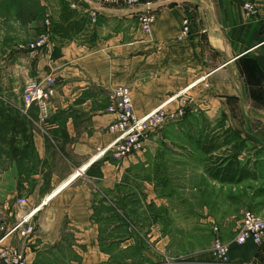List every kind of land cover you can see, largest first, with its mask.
<instances>
[{"label": "crops", "instance_id": "crops-1", "mask_svg": "<svg viewBox=\"0 0 264 264\" xmlns=\"http://www.w3.org/2000/svg\"><path fill=\"white\" fill-rule=\"evenodd\" d=\"M19 1L25 3L9 5ZM62 1L73 12L64 23ZM35 2L44 10L45 23L28 20L27 37L22 28L8 46L0 45V99L20 109L34 146V162L23 159L30 171L22 172L21 157L5 144L13 157L0 173V203L7 226L38 209L36 233L25 246L29 264L172 263L169 237L147 212L153 203L168 207L166 198L154 195L147 177L159 151L158 137L149 136L144 150L125 160L100 155L115 138L109 133L115 121L108 112L109 94L119 86L130 88L138 118L160 109L166 125L203 118L212 137L239 134L249 150L239 156L245 171L239 183L210 177L205 162H185L190 150L184 147L176 151L175 166L226 190L248 187L241 191L248 196L247 204L240 201L242 209L264 216V0H145L134 8L102 6L95 0ZM247 2L254 3V14L245 10ZM144 12L157 16L150 34L139 22ZM186 20L190 35L182 37ZM56 24L66 34L56 33ZM47 32L53 49L28 48ZM47 78L55 80L56 95L45 123L36 107L23 108L22 96L20 105L3 98L15 81L25 87ZM135 182L140 194L132 189ZM20 197L28 199L24 210L16 204ZM138 204L143 220L135 214ZM220 230L229 246V264H264V244L237 245ZM5 244L21 243L10 238ZM132 250L143 262L122 261L120 254ZM194 261L219 264L213 255H198Z\"/></svg>", "mask_w": 264, "mask_h": 264}, {"label": "rangeland", "instance_id": "rangeland-1", "mask_svg": "<svg viewBox=\"0 0 264 264\" xmlns=\"http://www.w3.org/2000/svg\"><path fill=\"white\" fill-rule=\"evenodd\" d=\"M12 1L14 0H0V37L2 35L0 45L8 46L11 43L10 41L16 38V34H20L22 28H25L24 38L27 37L26 25L28 20H31L28 12L34 11L35 14L38 12L35 10V4L32 0H30L29 7L25 6V9L19 3L10 6L9 4ZM45 21V17L41 19V22L45 23ZM22 23L25 24V27ZM16 24L19 25L16 26ZM23 91L24 84H16L15 81L12 90L4 91L2 95L3 98L11 100L12 104L17 103L20 105ZM4 103L5 100L0 99V110ZM15 108L14 105L13 109ZM17 111L21 117L20 109ZM1 121L3 120H0V126L3 124ZM193 124L195 130H193ZM205 132L209 133L210 127L209 123L202 118L201 121L198 120L195 123L184 121L178 124L166 125L154 135L158 137L156 144L159 151L153 159L152 172L149 176L147 174V177H150L153 183L154 195L166 198L168 207H157L153 203L147 209V212L153 222L159 225L161 232L169 237L168 258L174 264H201L194 261V259H198V255L201 258L214 256L212 252L215 238L214 228H224V235L234 239L236 237L234 228L242 220L243 212L247 210L242 209L241 203L245 201L247 204V192L242 193L241 191H247L248 187L238 186L235 189L229 187L226 190L225 186L215 185L202 174L190 175L192 173L190 170L181 171L176 168L175 163L178 159L176 151L183 147L185 150H190L188 154L190 156L185 157V162L206 163L208 158L199 151L197 145L198 137ZM10 136L7 133L4 136L5 140L0 138V173L11 164L13 157V153L11 150L9 151L10 148L6 147V145H9ZM20 147H23V144H20ZM7 150L8 152L5 153ZM243 151L248 152L249 150L244 148ZM24 158L27 159V156L20 159L22 161L20 162L21 171H30L31 166H26L23 161ZM29 160L34 162V157H29ZM253 188L250 187V189ZM132 189L140 194L142 188L139 183L135 182ZM181 197H183V202L180 201ZM139 205H137L138 209L135 210V214L139 220H143V214L140 213L141 205ZM257 215L264 217L260 214ZM120 258L122 261L128 258L142 262L144 260L140 259L139 252L136 250L122 252Z\"/></svg>", "mask_w": 264, "mask_h": 264}, {"label": "built area", "instance_id": "built-area-1", "mask_svg": "<svg viewBox=\"0 0 264 264\" xmlns=\"http://www.w3.org/2000/svg\"><path fill=\"white\" fill-rule=\"evenodd\" d=\"M102 6L115 7L124 6L134 8L140 6L145 0H95ZM249 14H254L256 7L254 3L247 2L244 5ZM156 14L144 12L139 16V22L146 34H150L156 22ZM49 22H47V25ZM190 21L184 22L182 37L190 35ZM52 34H42L35 41L28 44L32 51L53 49ZM56 95L55 80L52 78L28 81L24 87L22 102L25 110L36 107L39 118L46 122L51 114L52 101ZM110 106L108 112L115 115V121L109 128V133L115 136L109 147L100 152V155L111 154L115 160H125L130 156L142 152L146 141L152 134H156L166 126V116L160 109L138 118L134 113L131 90L127 86H119L110 91ZM20 210L26 209L28 199L20 197L17 200ZM38 209L25 211L15 224L7 226L3 207L0 203V264H29L25 246L36 233L34 217ZM215 238L213 240V254L219 264H229V246L223 240L219 227L214 228ZM17 238L21 243L19 247L6 246L5 241ZM253 242L256 245L264 244V217L258 216L251 210L243 212L241 223L237 229L235 243L245 245ZM174 264V263H171Z\"/></svg>", "mask_w": 264, "mask_h": 264}, {"label": "trees", "instance_id": "trees-1", "mask_svg": "<svg viewBox=\"0 0 264 264\" xmlns=\"http://www.w3.org/2000/svg\"><path fill=\"white\" fill-rule=\"evenodd\" d=\"M18 3L20 6L22 5L21 7L24 9L26 8L25 6L29 7L31 4L30 0H25L23 4L20 1ZM33 3L35 4V10L38 12L37 14H35L34 11L28 12V16L31 20L41 21V19L45 17L44 10L38 6L35 0ZM61 5V19L62 23H64L71 18L73 12H70L66 8V4L63 1ZM56 33L66 34L63 25L56 24ZM55 55L56 54H54V56ZM4 106L0 110V120H3L1 121L3 124L0 126V138L5 140L4 136L7 133L11 134L8 144L13 148L14 155L17 157L27 156L29 160V157H34L33 140L28 135L29 130L26 124L21 122L17 110ZM20 136H22L21 139ZM22 142H24L23 149L20 148ZM197 145L202 154L208 158L206 161V164H208L206 172L210 177L218 180L222 184H237L241 181L242 177H245V171L240 167L241 162L239 156H241L243 149L248 146L247 142L243 140L239 134L233 131H227L221 136L212 137L209 133L205 132L198 137Z\"/></svg>", "mask_w": 264, "mask_h": 264}]
</instances>
